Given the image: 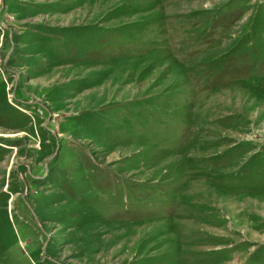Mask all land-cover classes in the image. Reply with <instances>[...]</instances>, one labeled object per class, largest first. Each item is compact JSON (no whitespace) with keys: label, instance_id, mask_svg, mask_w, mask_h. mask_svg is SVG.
Listing matches in <instances>:
<instances>
[{"label":"rangeland","instance_id":"1","mask_svg":"<svg viewBox=\"0 0 264 264\" xmlns=\"http://www.w3.org/2000/svg\"><path fill=\"white\" fill-rule=\"evenodd\" d=\"M0 0V264H264V0Z\"/></svg>","mask_w":264,"mask_h":264},{"label":"water","instance_id":"2","mask_svg":"<svg viewBox=\"0 0 264 264\" xmlns=\"http://www.w3.org/2000/svg\"><path fill=\"white\" fill-rule=\"evenodd\" d=\"M1 4H3V0L1 1Z\"/></svg>","mask_w":264,"mask_h":264}]
</instances>
